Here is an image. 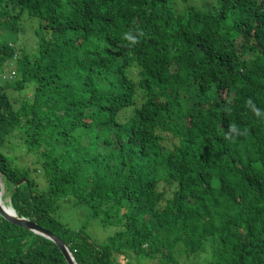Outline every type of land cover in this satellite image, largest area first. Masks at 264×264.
Masks as SVG:
<instances>
[{"label": "trees", "instance_id": "1", "mask_svg": "<svg viewBox=\"0 0 264 264\" xmlns=\"http://www.w3.org/2000/svg\"><path fill=\"white\" fill-rule=\"evenodd\" d=\"M189 1L0 0L2 201L77 264H264V0ZM73 199L114 233L63 225ZM0 264L68 263L0 216Z\"/></svg>", "mask_w": 264, "mask_h": 264}, {"label": "rangeland", "instance_id": "2", "mask_svg": "<svg viewBox=\"0 0 264 264\" xmlns=\"http://www.w3.org/2000/svg\"><path fill=\"white\" fill-rule=\"evenodd\" d=\"M214 0L200 1L195 3L197 8L203 11H211V6L213 5ZM188 5L194 4L193 0H190ZM210 7V8H207ZM178 8L181 9L183 6L178 4ZM38 19L32 18L30 20L22 21V25L27 31H20L18 37V43L26 48L27 51L31 48L36 47L37 37L35 34V26L38 23ZM10 75L14 74V70H11ZM13 73V74H12ZM88 140H83V144H87ZM106 150L105 147L100 146L99 151L104 152ZM13 157H17V162L21 165H29V178L34 180L37 183V190L40 192H44L47 190V182L44 178V175H41L37 171V165L31 164L32 158L31 156H24L23 152L16 151ZM3 185V184H2ZM4 187L2 186V191L4 193ZM3 204L6 208H9V199L8 197L3 199ZM56 218L67 228L72 231H77L80 228H84L87 234L91 237V239L96 243H103L109 236L114 233V228L105 227L101 224L98 218H95L91 215L90 210L87 206L77 202L76 200L62 202V200L58 203V207L55 210ZM180 249V250H179ZM179 250V253H178ZM183 248L178 246L175 249L174 254V263L173 264H209L210 259L203 253L197 254L195 256H187L184 253H181ZM122 264H129L123 263ZM131 264H159L156 260H148L141 259L138 262L134 261ZM169 264V263H168ZM170 264H172L170 262Z\"/></svg>", "mask_w": 264, "mask_h": 264}, {"label": "water", "instance_id": "3", "mask_svg": "<svg viewBox=\"0 0 264 264\" xmlns=\"http://www.w3.org/2000/svg\"><path fill=\"white\" fill-rule=\"evenodd\" d=\"M21 182L23 181H20L17 184H20ZM2 186L3 185L1 182V172H0V194L2 193ZM0 216L16 226L22 227L28 231L33 232L34 234L41 235L51 240L58 246V248L60 249L61 253L63 254L68 264H77L71 252L69 251L68 247L64 244L63 241H61L57 236L53 235L49 231L39 227L37 224L32 223L31 221L25 218L18 217L11 206H9V208H6L5 205H2L0 202Z\"/></svg>", "mask_w": 264, "mask_h": 264}, {"label": "bare ground", "instance_id": "4", "mask_svg": "<svg viewBox=\"0 0 264 264\" xmlns=\"http://www.w3.org/2000/svg\"><path fill=\"white\" fill-rule=\"evenodd\" d=\"M3 187H4V186H3ZM2 195H3V191H2V193L0 194V202H1L2 205H4V204H3V201H2Z\"/></svg>", "mask_w": 264, "mask_h": 264}, {"label": "clouds", "instance_id": "5", "mask_svg": "<svg viewBox=\"0 0 264 264\" xmlns=\"http://www.w3.org/2000/svg\"><path fill=\"white\" fill-rule=\"evenodd\" d=\"M10 74H11V73H9V78L14 76V74H13V73H12L13 75H10Z\"/></svg>", "mask_w": 264, "mask_h": 264}]
</instances>
